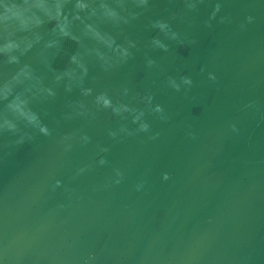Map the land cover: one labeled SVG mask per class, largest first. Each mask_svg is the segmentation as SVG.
<instances>
[{
	"label": "water",
	"instance_id": "obj_1",
	"mask_svg": "<svg viewBox=\"0 0 264 264\" xmlns=\"http://www.w3.org/2000/svg\"><path fill=\"white\" fill-rule=\"evenodd\" d=\"M5 2L0 122L18 95L49 134L0 128V264H264V0Z\"/></svg>",
	"mask_w": 264,
	"mask_h": 264
},
{
	"label": "clouds",
	"instance_id": "obj_2",
	"mask_svg": "<svg viewBox=\"0 0 264 264\" xmlns=\"http://www.w3.org/2000/svg\"><path fill=\"white\" fill-rule=\"evenodd\" d=\"M34 2L37 3V6L39 5V0H34ZM25 3H27V0H25ZM76 7L78 9L83 10L87 8V4L85 3V0H76ZM216 10H218V6ZM104 14L109 17L118 16V13L114 9H111V8H105ZM212 15H215V11L212 13ZM33 16H34V13L32 12L30 8H25L15 3L9 5L5 2V0H0V22L8 21L10 24H17L20 28L27 29L29 28L32 22ZM61 18L63 19V22H61ZM76 18H79V16L77 15ZM246 19L249 22H251L253 17L248 16ZM56 22H57V26L59 27L60 32L64 35H68L66 31L67 17L63 16V13L59 7L56 8ZM37 23H39V21H37ZM87 27H89V30H91L90 26H87ZM154 27L158 29L160 33L167 35L170 39L175 40L178 38V34L171 29V26L166 21H158L154 24ZM152 44L154 47L167 50V44L157 37L153 38ZM109 46L111 45L109 44ZM18 47L19 45L15 41L9 40L4 45H0V52H11L13 49H16ZM120 51L122 55L124 56L127 55V51L125 49H121ZM9 59L10 61L15 62L17 58L15 56H10ZM71 60L75 62L76 57L75 56L71 57ZM148 64L149 65L153 64L152 59L148 60ZM59 78L60 77H58V79ZM183 83L190 85L191 80L185 77L183 78ZM173 86L178 87L177 85H175L174 82H173ZM6 87L7 86L5 85L4 88ZM46 91L48 92L49 95H53L51 90H46ZM0 92H3V88H0ZM97 101L102 103L105 107H111L110 99H108L105 96L97 97ZM150 101H151V98L149 97V102ZM122 107L124 111H127L126 106H122ZM7 108L9 110V116L5 117L2 120V122H0V128H6L8 132L16 136V143H23L25 141L27 132L24 129L27 126L38 128L39 131L43 133L44 135L49 134L47 127L40 123L39 116L27 107L26 101L21 99L20 96L18 95L13 96L12 99L7 104ZM113 110L119 111L120 109L113 108ZM154 111L156 113H161V114L163 113V109L160 105H156L154 108ZM142 115L143 113H140L138 116L134 117V122L140 121ZM21 125H23V127ZM139 128H140V131L142 132H149V125L146 122L141 121L139 124ZM232 129L234 132L238 131V129L236 128V125H232ZM155 135L156 134H153L152 138H155ZM82 141L84 143H87L88 138L86 136L82 137ZM98 163L100 165H104L106 161L104 160V158H100L98 160ZM119 176L120 174L117 172V177ZM166 178L167 177L165 176V179ZM116 182L119 183V180L117 179ZM57 184H59V181H57ZM136 187H137V190H139L142 187V184H138Z\"/></svg>",
	"mask_w": 264,
	"mask_h": 264
}]
</instances>
